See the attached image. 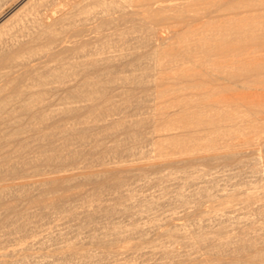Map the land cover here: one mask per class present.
<instances>
[{
    "label": "bare ground",
    "instance_id": "bare-ground-1",
    "mask_svg": "<svg viewBox=\"0 0 264 264\" xmlns=\"http://www.w3.org/2000/svg\"><path fill=\"white\" fill-rule=\"evenodd\" d=\"M181 1L0 0V264H264V15L160 29L264 0Z\"/></svg>",
    "mask_w": 264,
    "mask_h": 264
},
{
    "label": "rangeland",
    "instance_id": "rangeland-1",
    "mask_svg": "<svg viewBox=\"0 0 264 264\" xmlns=\"http://www.w3.org/2000/svg\"><path fill=\"white\" fill-rule=\"evenodd\" d=\"M183 1H191V0H183ZM196 1H199V0H195V2ZM262 1V0H261ZM179 2H182L181 0H179ZM175 2H168V4H174ZM130 7V8H129ZM253 7H255V8H253ZM253 7H243V9L242 8H239L238 10H236V11H230V9H232L231 8V6H227V7H224V11H222V12H217V13H213V16L211 17V18H202V19H197L196 21H194V23L195 24H193V23H191L189 26H186V25H181V24H176L175 25V23H172V24H174L173 26L172 25H167V24H165V25H163L162 27H160V29H161V31L162 32H165V30L167 29V28H169V29H167V30H169L168 32H167V30H166V32L167 33H169V35L172 37V40L170 41L171 43H175L177 40H178V37H180V36H182L183 34V36L182 37H184V36H186V35H188V36H191L192 34H194V33H196V32H199V31H201V30H204L205 29V27H206V29L208 28V30H210L211 28H213L214 26L213 25H219V24H221V20L224 18L225 20L226 19H229V17H230V19H238V17L239 18H245V16H244V14L245 13H243V12H247V13H249L248 15H246V18H250V17H257L258 18V16L260 17V14H261V17H262V15H264V10H262V9H264V7L263 6H260V5H256V6H253ZM128 8L129 9H132V7L131 6H128ZM247 8H249L250 9V11L248 10L247 11ZM260 8V9H259ZM240 9H241V12H242V10H244L242 13L240 12ZM10 11V9H7L5 12H4V15H6L8 12ZM239 11V12H238ZM223 12L225 13V14H223ZM219 13V14H218ZM233 13V14H232ZM239 13V14H238ZM246 13V14H247ZM220 14L222 15V16H220ZM228 14V15H227ZM230 14V15H229ZM236 14V15H235ZM215 15H217V16H215ZM251 15V16H250ZM254 15V16H253ZM219 16V17H218ZM215 17H217V18H215ZM236 17V18H235ZM260 17V18H261ZM259 18V19H260ZM211 19V20H210ZM214 19V20H213ZM217 20V21H216ZM206 21H207V23H206ZM211 23H210V22ZM223 21V20H222ZM200 22H203V23H200ZM213 22H214V24H213ZM204 23H205V26L203 27L202 25H204ZM207 24V25H206ZM213 24V25H212ZM192 25H194L193 27H192ZM201 25V26H200ZM209 25V26H208ZM179 26V27H178ZM185 26V27H184ZM191 26V27H190ZM167 27V28H166ZM202 27V28H201ZM200 28V29H199ZM204 28V29H203ZM219 28H221V25H220V27ZM173 30V32H171V30ZM186 29L187 30H189V29H191V30H189V33L188 32H186ZM197 29H199L198 31H197ZM182 30V31H181ZM194 30V31H193ZM178 31V32H177ZM179 31H180V33H179ZM165 32V33H166ZM186 34H185V33ZM194 32V33H193ZM173 33V34H172ZM179 33V35H177ZM180 34H182V35H180ZM181 37V38H182ZM187 37V36H186ZM169 42V43H170ZM176 45V44H175ZM247 47H249V46H247ZM247 47H237V49L236 50H232L233 52H231V50H230V52H226V54H225V52L223 53V52H221V54H218V56H217V58L215 59L216 61H217V63H215V64H219V65H221V66H224V65H231V66H236V68H238V70L236 69V71H239V72H242V71H245L244 69H248L249 68V66H251V65H253V61L251 62L250 61V59H251V57H252V59H253V57L254 58H258V56L260 57V56H264V47H262V48H260L259 49V51L258 50H255V49H253L251 46V48H247ZM235 49V48H234ZM248 50V51H247ZM253 52H252V51ZM260 50H262V51H260ZM235 51V52H234ZM241 51H242V53H241ZM249 52H251V54L249 53ZM239 53V54H238ZM228 54V55H227ZM231 54H232V56H231ZM240 54H241V56H240ZM244 54V55H243ZM247 54V55H246ZM233 55H235V56H233ZM237 55V56H236ZM239 55V56H238ZM222 57V56H224V57H222L223 58V60L226 62H224L223 60H222V58L220 59V57ZM228 56V57H227ZM248 56V57H247ZM251 56V57H250ZM238 57V58H237ZM244 59V60H247V62L246 61H244L242 58ZM245 57H247V58H245ZM237 58V59H236ZM220 59V60H219ZM234 59H236V60H234ZM238 59H240V61H237ZM219 60V61H218ZM222 60V61H221ZM215 61V62H216ZM241 61H243V63L241 62ZM248 62L251 64H249L248 65ZM222 63L224 64V65H222ZM242 63V64H241ZM189 64V67L191 66L190 65V63H188ZM186 66H188V65H186ZM196 70H198V71H200L201 69L200 68H196ZM169 74V73H168ZM170 75H173V73L171 72L170 73ZM205 80V79H204ZM207 81V80H206ZM207 84H209L210 85V83H208L207 82ZM208 85V87L205 85V88L207 87V88H209L210 86ZM250 86L251 87H253L254 89H256V92H254V90L253 91H244V90H242V89H240V90H237V91H235V95H232V94H234V91H232L231 93V95L232 96H242L243 97V95H246V94H249V93H251V94H255V93H258V95L259 96H263L264 97V82H254L253 84H250ZM242 90V91H241ZM189 92H191V90H188ZM239 91V92H238ZM247 92V93H246ZM241 93V94H240ZM230 94V93H229ZM229 96L228 94H224L223 96L225 97V96ZM230 95V96H231ZM226 96V97H227Z\"/></svg>",
    "mask_w": 264,
    "mask_h": 264
}]
</instances>
